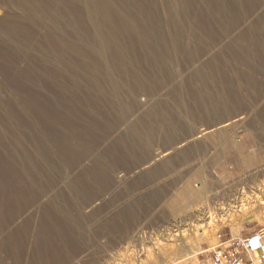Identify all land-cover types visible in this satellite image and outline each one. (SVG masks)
I'll list each match as a JSON object with an SVG mask.
<instances>
[{
	"label": "rangeland",
	"instance_id": "1",
	"mask_svg": "<svg viewBox=\"0 0 264 264\" xmlns=\"http://www.w3.org/2000/svg\"><path fill=\"white\" fill-rule=\"evenodd\" d=\"M262 183L264 0H0V264L183 262L264 213L136 233Z\"/></svg>",
	"mask_w": 264,
	"mask_h": 264
},
{
	"label": "bare ground",
	"instance_id": "2",
	"mask_svg": "<svg viewBox=\"0 0 264 264\" xmlns=\"http://www.w3.org/2000/svg\"><path fill=\"white\" fill-rule=\"evenodd\" d=\"M262 185L264 184L262 183ZM260 193L261 194L264 193V186L256 188V191L253 190L251 191L250 194L245 190H241L239 193V197L236 196L234 200L231 199L229 201L227 200L220 201L219 199L217 201L208 200V204L205 203L206 205L204 204V206L201 207L195 206L190 210L189 213L187 212L188 214H186L185 216H183L182 214V216L180 215L181 217L179 218L176 217V219L172 220V222L170 221L167 225L166 223L157 225V227L153 229L151 232H148L147 230L146 231L142 230L136 233V237L139 240L144 241V244L142 247L141 254L135 253L132 258L140 259V257L144 252L151 254V256L152 255L158 256L162 254L163 251L170 248L169 246L171 245L170 244L171 241L173 242L183 239L187 235H190L188 234V232H191L198 236L200 230H202L204 227V224H200L199 221H203V220L205 221L206 219H209L210 220L209 224L213 222L216 223L218 220L221 221L222 223H226L228 221H233L236 217H237L236 219H238V217L249 214L250 215L254 214L257 215L258 218L259 217L262 218L263 217L262 213H264V207L262 206L264 203L262 200L264 199H262L263 196H260ZM200 217L202 218L201 220L199 219ZM194 218H198V222L196 219L194 220ZM187 221L189 222L186 224L183 223ZM184 226H187L188 228L186 227L187 229H185ZM173 246L175 247V245ZM140 261L142 262V259Z\"/></svg>",
	"mask_w": 264,
	"mask_h": 264
},
{
	"label": "built area",
	"instance_id": "3",
	"mask_svg": "<svg viewBox=\"0 0 264 264\" xmlns=\"http://www.w3.org/2000/svg\"><path fill=\"white\" fill-rule=\"evenodd\" d=\"M223 234L218 233L221 240ZM228 241H221L213 247L210 264H264V225L247 237H238L226 247ZM247 253L249 261H245L243 254Z\"/></svg>",
	"mask_w": 264,
	"mask_h": 264
},
{
	"label": "crops",
	"instance_id": "4",
	"mask_svg": "<svg viewBox=\"0 0 264 264\" xmlns=\"http://www.w3.org/2000/svg\"><path fill=\"white\" fill-rule=\"evenodd\" d=\"M256 231V229H249L248 231H242L240 233L239 236H234L233 232H230V234L227 235H223L222 239L219 240L218 243H216L214 246L204 250L203 252H198L196 251L195 253H197L195 256H192L190 259H187L183 262H179V263H174V264H210L211 263V252L213 247L217 246L221 241H228L225 246L226 247H231V242H233L234 239L238 238V237H247L252 235L254 232ZM194 253V254H195ZM245 261H249V256L248 254L245 252L243 254Z\"/></svg>",
	"mask_w": 264,
	"mask_h": 264
}]
</instances>
